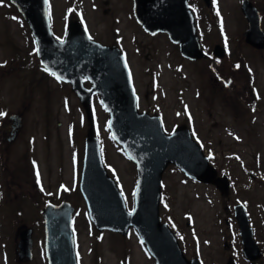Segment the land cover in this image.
<instances>
[{
  "label": "rangeland",
  "instance_id": "rangeland-1",
  "mask_svg": "<svg viewBox=\"0 0 264 264\" xmlns=\"http://www.w3.org/2000/svg\"><path fill=\"white\" fill-rule=\"evenodd\" d=\"M240 1L212 0L207 6L188 0L204 52L190 61L166 34L141 28L133 0H47L57 38L80 19L91 39L116 46L130 71L137 110L159 116L167 134L188 128L216 179L226 177L225 188L186 179L170 163L162 173L160 221L177 224L178 240L185 238L179 240L183 256L197 255L200 264H251L242 254L232 207L237 202L246 209L263 253L254 264H264V49L245 41ZM249 2L260 12L264 32V0ZM35 44L15 6L3 0L0 133L10 115L20 114L22 124L12 141L0 142V264H47L41 212L47 202L62 201L74 207L78 264H128L130 258L133 264H152L133 228L123 236L98 230L89 220L79 191L85 139L99 140L106 175L115 180L128 210L135 202L136 168L112 140L99 95L83 105L70 84L42 70ZM214 44L226 47L224 58H211ZM25 227L32 230V257L19 260L18 233Z\"/></svg>",
  "mask_w": 264,
  "mask_h": 264
},
{
  "label": "water",
  "instance_id": "water-1",
  "mask_svg": "<svg viewBox=\"0 0 264 264\" xmlns=\"http://www.w3.org/2000/svg\"><path fill=\"white\" fill-rule=\"evenodd\" d=\"M10 2L28 24L40 64L63 83L70 84L83 105H89L93 94L99 95L109 113L108 127L110 125L112 138L135 164V202L128 210L116 182L106 175L99 141L93 135L85 139L79 190L91 222L98 230L106 229L121 235H127L133 228L156 264H199L197 260L188 261L183 256L176 237L166 223H161L159 216L161 176L169 163L198 182L209 184L216 180L215 168L199 145L189 138L188 129L179 128L167 134L159 116L137 110V97L129 72L123 54L116 46L89 39L77 20L69 23L62 40L57 39L51 30L46 0ZM204 2L210 5V0ZM239 3L247 20L245 41L263 50L264 32L258 9L249 0ZM188 4V0H133V13L148 34H166L183 57L196 61L202 58L203 52ZM226 54L225 47L214 44L212 55L224 58ZM86 81H89V88L84 85ZM73 210L69 202L63 201L47 203L41 212L47 264H77ZM234 217L243 255L247 261L255 263L263 253L242 205L235 206ZM18 234V259L29 260L32 257V230L25 227Z\"/></svg>",
  "mask_w": 264,
  "mask_h": 264
},
{
  "label": "flooded vegetation",
  "instance_id": "flooded-vegetation-1",
  "mask_svg": "<svg viewBox=\"0 0 264 264\" xmlns=\"http://www.w3.org/2000/svg\"><path fill=\"white\" fill-rule=\"evenodd\" d=\"M242 1V0H241ZM240 1V2H241ZM259 14H260V12H259ZM260 16H261V14H260ZM43 70V69H42ZM20 119H21V123H20ZM17 121H18V124H17ZM6 126H7V128L5 129V130H3V131H1V133H0V142H1V140H3V138H5V139H8V140H10V141H12V139H14L15 138V135L17 134V133H19V131H20V126H21V124H22V116L20 115V114H14V115H10L9 116V120L8 121H6V122H3ZM221 177H225L224 175L223 176H221ZM226 178V177H225ZM225 178H221L220 179V177L218 178V179H216L215 180V182H213V183H222V186H224L225 188L227 187V179L225 180ZM238 204H239V202H237ZM235 205V204H234ZM233 213H234V209H233ZM172 224V225H171ZM188 227H189V221L187 222V224H186ZM169 227H170V229L171 230H173L174 232H176V233H174V235H175V237H176V239H177V242H178V244H179V248H181V250H182V247H181V245H180V239H181V236L184 238V235H181V233H180V235L181 236H179L180 237V239L178 240V237H177V230H178V226H177V224H175V223H173V222H170L169 223ZM126 236V235H125ZM185 239V238H184ZM141 246H142V250L146 253V255L147 256H149L151 259H152V264H156V262H154L155 260H154V258L150 255V253L146 250V248H145V246L144 245H142L141 244ZM195 253H196V251H195ZM184 254V253H183ZM185 256V255H184ZM185 258H186V256H185ZM188 261H190V260H197V262L200 264V259H198V256L197 255H192L190 258H186ZM133 262V259L132 258H130L129 259V263L128 264H133L132 263ZM229 262V261H228ZM228 262H226V264L228 263ZM252 264H254V263H252Z\"/></svg>",
  "mask_w": 264,
  "mask_h": 264
},
{
  "label": "snow or ice",
  "instance_id": "snow-or-ice-1",
  "mask_svg": "<svg viewBox=\"0 0 264 264\" xmlns=\"http://www.w3.org/2000/svg\"><path fill=\"white\" fill-rule=\"evenodd\" d=\"M46 2H47V0H46ZM0 3H3V0H0ZM69 11H72L71 9H69ZM57 39H60V38H57ZM89 39H91V37H89ZM38 51V50H37ZM237 67H239V65H237ZM130 75V74H129ZM5 115V113H3V112H0V116H4ZM109 127H110V125H109ZM37 178H38V183H39V172H37ZM63 187V186H62ZM42 191H43V189H41ZM134 211V210H133ZM129 215H131V212L129 213Z\"/></svg>",
  "mask_w": 264,
  "mask_h": 264
},
{
  "label": "trees",
  "instance_id": "trees-1",
  "mask_svg": "<svg viewBox=\"0 0 264 264\" xmlns=\"http://www.w3.org/2000/svg\"><path fill=\"white\" fill-rule=\"evenodd\" d=\"M211 58H212L213 60H216V59H217V58L213 57L212 55H211Z\"/></svg>",
  "mask_w": 264,
  "mask_h": 264
}]
</instances>
